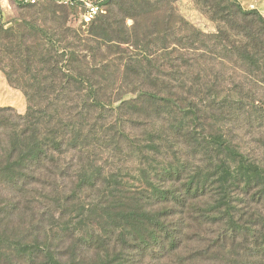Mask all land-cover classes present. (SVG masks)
I'll list each match as a JSON object with an SVG mask.
<instances>
[{"label":"trees","instance_id":"obj_1","mask_svg":"<svg viewBox=\"0 0 264 264\" xmlns=\"http://www.w3.org/2000/svg\"><path fill=\"white\" fill-rule=\"evenodd\" d=\"M176 1L104 0L81 30L42 0L45 24L0 26L28 102L0 106V186L56 202L7 201L0 264H264V16L194 0L206 33Z\"/></svg>","mask_w":264,"mask_h":264},{"label":"rangeland","instance_id":"obj_2","mask_svg":"<svg viewBox=\"0 0 264 264\" xmlns=\"http://www.w3.org/2000/svg\"><path fill=\"white\" fill-rule=\"evenodd\" d=\"M242 7L245 10L256 9L264 16V0H238ZM47 4H20L15 0H0V26L4 25L5 28L10 26L23 25L26 22H34L45 24V18L40 13ZM55 9L57 10L58 16H67L68 23L77 28H81V30H86L89 26L88 23H84L81 21V10L79 8H72L68 6L55 5ZM177 15L184 18V20L192 25L193 27L200 29L206 33L215 32L217 30V24L214 20L210 18V16L200 10L194 0H178L173 4ZM53 7V6H52ZM161 16V15H160ZM51 17L47 15V20ZM157 16L152 15L148 16L142 20V23L147 26H152V24L157 25L158 27H163L164 23L159 21H154ZM133 23L132 20H128V24L131 25ZM49 24V23H48ZM177 22L175 20L171 21L168 25L175 26ZM27 30V28L21 27L20 30ZM234 77V76H233ZM225 86V85H224ZM225 90L229 87L225 86ZM261 98L264 99V91L259 92L258 94ZM0 106H11L17 112L24 113L28 107L27 99L23 93V89L20 86L12 84L8 81L7 76L3 69L0 68ZM243 138L244 142L248 140L246 136L241 134L240 132L235 133V140L241 141ZM43 192V191H37ZM9 199H13L14 203L20 204V207L23 211H29L31 204H39L40 206L54 204L56 202H26L28 200L31 201V190L28 193V198H20V195L11 191L10 188L0 186V210L1 214H4V207ZM55 205V204H54ZM31 214V210L29 211ZM75 214V213H73ZM2 219V217H0ZM12 223H23V230L26 228H30L29 218L28 217H16L13 219ZM10 223L9 225H12ZM9 227V226H8ZM65 249V247H62ZM144 260V259H143ZM158 264V260L149 259L141 261L139 256L136 257V264ZM16 264V263H9ZM172 264H176L172 262ZM198 264H214L208 262H199Z\"/></svg>","mask_w":264,"mask_h":264},{"label":"built area","instance_id":"obj_3","mask_svg":"<svg viewBox=\"0 0 264 264\" xmlns=\"http://www.w3.org/2000/svg\"><path fill=\"white\" fill-rule=\"evenodd\" d=\"M20 4H36L42 0H15ZM59 5L68 7H77L81 10V21L90 23L100 14L104 13V0H53Z\"/></svg>","mask_w":264,"mask_h":264}]
</instances>
